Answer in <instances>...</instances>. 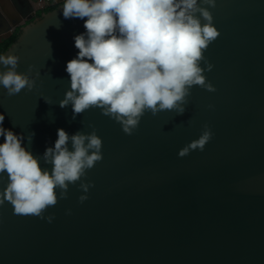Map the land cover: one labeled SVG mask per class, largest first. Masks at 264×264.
<instances>
[{
    "label": "water",
    "instance_id": "95a60500",
    "mask_svg": "<svg viewBox=\"0 0 264 264\" xmlns=\"http://www.w3.org/2000/svg\"><path fill=\"white\" fill-rule=\"evenodd\" d=\"M200 6L219 32L200 62L215 91L192 86L183 114L146 111L132 135L100 109L73 119L71 105L60 107L87 18L65 19L61 4L21 26L3 55L19 57V73L31 67L35 86L11 96L0 86L3 126L35 133L24 144L42 169L51 171L43 153L57 129L95 130L102 160L67 198L56 190L57 204L43 213L51 223L0 206V264H264V0ZM207 130L203 151L178 156ZM81 182L93 186L84 193ZM6 183L0 178V192Z\"/></svg>",
    "mask_w": 264,
    "mask_h": 264
},
{
    "label": "clouds",
    "instance_id": "9594fccd",
    "mask_svg": "<svg viewBox=\"0 0 264 264\" xmlns=\"http://www.w3.org/2000/svg\"><path fill=\"white\" fill-rule=\"evenodd\" d=\"M215 6V0H63V17L84 20L86 31L74 37L76 58L67 62L70 89L60 107L71 105L73 119L89 109H100L104 116L121 125L132 135L146 111L156 115L175 110L183 114L192 86L206 84L200 66L203 53L219 32L211 13L200 5ZM19 57L0 54V86L9 96L22 89L32 91L35 81L29 73L17 71ZM208 71L212 65L207 64ZM46 102V101H45ZM47 103V102H46ZM0 114V178L6 187L0 192V206L7 201L14 214L47 219L44 211L67 198L70 184H76L86 171L102 160V139L95 130L91 134L77 131L69 134L57 129L54 146L43 153L51 171L41 167L24 144H30L35 133L27 137L3 126ZM91 127V125H89ZM210 130L178 152L183 158L190 151H203L211 139ZM69 142L71 150H69ZM93 185L80 183L87 193ZM81 195L79 201L87 200Z\"/></svg>",
    "mask_w": 264,
    "mask_h": 264
},
{
    "label": "crops",
    "instance_id": "0c3cea01",
    "mask_svg": "<svg viewBox=\"0 0 264 264\" xmlns=\"http://www.w3.org/2000/svg\"><path fill=\"white\" fill-rule=\"evenodd\" d=\"M37 7L38 1L36 0H0L3 26H11L15 22L16 24H23L27 19V15L24 13H28L30 9Z\"/></svg>",
    "mask_w": 264,
    "mask_h": 264
},
{
    "label": "flooded vegetation",
    "instance_id": "af4514ba",
    "mask_svg": "<svg viewBox=\"0 0 264 264\" xmlns=\"http://www.w3.org/2000/svg\"><path fill=\"white\" fill-rule=\"evenodd\" d=\"M61 4H63V0H49L48 2H44V0H39L38 1V7L36 9H30V11L28 13H24V15H27V19L24 21L23 24H16V22H15V23H13V25L6 26V27L3 26V23H2L3 19H2L1 9H0V39L1 38L4 39V36H6L8 33H10V32L14 33L17 29H21L22 25L28 24V23L34 21L35 19L39 18V17H37L38 12L44 11L49 6L57 5V7H58ZM43 13H46V12H41L40 16ZM10 28H12V29H10Z\"/></svg>",
    "mask_w": 264,
    "mask_h": 264
},
{
    "label": "trees",
    "instance_id": "16d2710c",
    "mask_svg": "<svg viewBox=\"0 0 264 264\" xmlns=\"http://www.w3.org/2000/svg\"><path fill=\"white\" fill-rule=\"evenodd\" d=\"M57 8V5L49 6L44 11L41 12H51ZM37 13V17H40V13ZM21 31L20 29H17L12 35L8 38H4L0 41V54H4L6 50L18 39Z\"/></svg>",
    "mask_w": 264,
    "mask_h": 264
},
{
    "label": "built area",
    "instance_id": "2783aa9c",
    "mask_svg": "<svg viewBox=\"0 0 264 264\" xmlns=\"http://www.w3.org/2000/svg\"><path fill=\"white\" fill-rule=\"evenodd\" d=\"M49 0H44V2H48Z\"/></svg>",
    "mask_w": 264,
    "mask_h": 264
},
{
    "label": "rangeland",
    "instance_id": "374dc122",
    "mask_svg": "<svg viewBox=\"0 0 264 264\" xmlns=\"http://www.w3.org/2000/svg\"><path fill=\"white\" fill-rule=\"evenodd\" d=\"M36 1H39V0H36Z\"/></svg>",
    "mask_w": 264,
    "mask_h": 264
}]
</instances>
